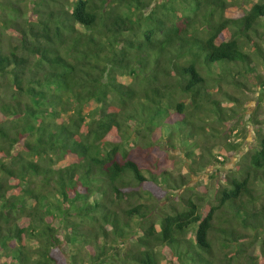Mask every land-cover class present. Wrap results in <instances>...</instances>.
<instances>
[{
  "label": "trees",
  "instance_id": "16d2710c",
  "mask_svg": "<svg viewBox=\"0 0 264 264\" xmlns=\"http://www.w3.org/2000/svg\"><path fill=\"white\" fill-rule=\"evenodd\" d=\"M237 2L0 1V264H264V0ZM246 125L223 180L164 168L223 167Z\"/></svg>",
  "mask_w": 264,
  "mask_h": 264
},
{
  "label": "rangeland",
  "instance_id": "374dc122",
  "mask_svg": "<svg viewBox=\"0 0 264 264\" xmlns=\"http://www.w3.org/2000/svg\"><path fill=\"white\" fill-rule=\"evenodd\" d=\"M0 1H4V0H0ZM255 2L256 0H244L243 2L241 0H238L236 7L229 9V11L226 12L225 16L227 18L241 17L243 13L245 12V9L248 10L251 7V5L254 4ZM0 17H1V14H0ZM0 34H1L0 39L5 40L6 33L1 28V26H0ZM257 73L264 79V64L259 65ZM126 81H130V79H127ZM257 90L259 89L254 88L252 89L250 93H247V91H245L243 95L237 96L243 102L242 105H239L238 103L234 104L233 102L228 101V100H226L227 102L226 101L222 102L223 106H226L228 108V113L230 114V119L228 120L229 130L231 128H236V126H239L237 125L238 120L244 119V121H246L250 118L251 114L254 113L256 109V105L258 103ZM230 93L232 94V92ZM262 106L263 104H261V108L263 109L264 106L263 107ZM251 131L247 125L246 127H244L245 138L240 137L236 139V142H242L241 151L239 153H234V155L229 159L230 160L229 163H227L223 167L217 165L216 168L209 167L202 172H194L189 169V163L186 161V158L184 157L183 154L177 153L176 151L172 152L171 150L166 149L164 150V152H167L166 154H163V152H161L162 156L166 160V164L164 168L172 172L174 176H178L180 174L186 177L190 181L189 185L193 187L205 186L209 184L210 182H212L211 174H214V176L216 175L217 178L215 182L221 181L224 179L227 171H231L234 169V166L237 160L239 159V157L242 154L248 153V150L253 146V137H252ZM233 134H236V132H234ZM229 141L232 142L233 139L231 136L226 135L223 142L227 143ZM184 190H185V187L180 189L178 191V194H182Z\"/></svg>",
  "mask_w": 264,
  "mask_h": 264
}]
</instances>
